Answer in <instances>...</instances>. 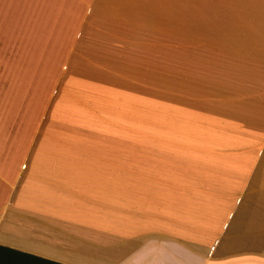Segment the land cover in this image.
Instances as JSON below:
<instances>
[{
    "label": "crops",
    "instance_id": "0c3cea01",
    "mask_svg": "<svg viewBox=\"0 0 264 264\" xmlns=\"http://www.w3.org/2000/svg\"><path fill=\"white\" fill-rule=\"evenodd\" d=\"M17 4L28 12L25 34H10L8 22L9 34L0 42L25 43L24 50L12 56L26 61L33 58L28 45L36 41L30 31L57 27L56 35L65 36L64 51L70 50L60 86L65 82L72 87L84 80L81 68L89 57L108 58L121 71L141 68L142 59L141 64L129 61L139 58L127 52L133 32L125 28L175 27L177 11H192V0ZM249 6V33L241 37L235 31L230 40H223L233 50L218 56L224 58L222 63L214 62L220 69L216 81L205 74L210 67L201 73L199 122L208 129L183 132L185 146H153L154 155L166 157L151 164L150 178L143 174L135 180L122 173L128 170L127 158L116 166L106 164L104 170L110 172L100 176L89 171H96V164L66 162L64 157L49 163V154H74L66 148L27 147L24 141L0 149V264L17 259L51 264H264V66L253 55L264 53V3ZM238 9L235 4L230 8ZM233 20L225 27L234 33L238 24ZM47 33L52 40L54 35ZM151 52L153 58L162 57L159 45ZM28 71L26 63L17 74L27 76ZM153 72L160 75L159 69ZM191 114L186 106V119L175 120L188 123ZM251 124L257 125L255 131ZM175 135L183 139L181 131ZM29 136L25 131L24 138ZM124 152L128 155V147ZM138 165L145 171L144 162ZM98 188L103 189L99 199Z\"/></svg>",
    "mask_w": 264,
    "mask_h": 264
},
{
    "label": "rangeland",
    "instance_id": "374dc122",
    "mask_svg": "<svg viewBox=\"0 0 264 264\" xmlns=\"http://www.w3.org/2000/svg\"><path fill=\"white\" fill-rule=\"evenodd\" d=\"M17 2L21 0H0V38L9 34L8 22L12 25L10 34L14 31L25 34L28 12L22 10L23 5ZM250 3H264V0H192L191 12H176L175 27L125 28L133 32V37L126 43L127 52L135 56L138 54L139 58L132 57L129 61L140 63L142 59L141 68L121 71L114 68L115 65L108 58L89 57L83 60L81 68L85 74L80 77L84 80H76L73 87L65 82L60 86L61 72L66 70L70 50L64 51L66 44L61 41L65 36L59 32L56 35L57 27L45 29L56 37L53 36L52 40L50 34L41 33L39 28L35 32L30 31L29 34L36 41L28 45L33 58L26 61L12 56L23 51L25 43L0 42V149L21 146L24 141L27 147L66 148V152L74 154H49L47 157L50 160L58 157V161H61L64 157L68 159L66 162L96 164L98 169L89 171L100 176L110 172L104 170L106 164L116 166L122 158H127L128 170L122 173L135 180H140L143 174L150 178L151 164L155 160L162 162L161 159L166 157L154 155L153 146L157 143L161 144L160 148L185 146L187 136L183 132L208 129L206 125L201 127L199 122L201 73L210 67L205 74H210L209 81H216L214 78L220 69L216 70L214 62L222 63L224 58L218 56L233 48L223 40H230L235 31L241 37L249 33L248 14H253L248 10ZM234 4L240 9L231 11ZM255 13L258 14V11ZM57 14L59 16V12L55 11V18ZM231 14H234V18L227 20L226 17H231ZM233 19H237L238 24L234 27V33L225 27ZM243 21L247 23L241 24ZM169 30L173 32L169 33ZM142 44L145 50L143 58L140 56ZM155 45L161 46V58H153L151 51ZM237 46L240 48V43L237 42ZM8 51L11 58L6 56ZM121 52H125L124 43ZM240 54L248 55L247 51ZM253 55H256L254 61L264 66V53ZM26 63L30 74H17ZM10 69L16 74H10ZM158 69L160 75L153 72ZM80 81L83 83L79 84ZM207 94L210 91H205L204 95ZM186 106L193 113L188 117L189 122L175 120L186 119ZM255 127L256 124H251L250 130L255 131ZM25 131L30 132V139L24 138ZM180 131L183 139L175 135ZM126 147L128 155H123ZM140 149L144 152L140 153ZM158 152L162 153L160 149ZM50 160L49 163H55ZM141 162H144L145 171L138 165ZM98 191L99 199L103 189L98 188ZM8 264L51 263L17 259L10 260Z\"/></svg>",
    "mask_w": 264,
    "mask_h": 264
}]
</instances>
